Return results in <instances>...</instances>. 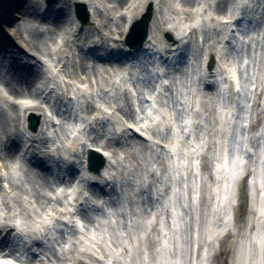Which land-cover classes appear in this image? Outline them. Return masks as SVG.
<instances>
[{
    "label": "bare ground",
    "instance_id": "1",
    "mask_svg": "<svg viewBox=\"0 0 264 264\" xmlns=\"http://www.w3.org/2000/svg\"><path fill=\"white\" fill-rule=\"evenodd\" d=\"M87 1L61 0V2H63L61 3V7H58V4H55L58 7V10L54 16L53 13L48 16L49 13L46 12L49 10H47L44 12L45 15L47 14V17L42 19L38 11H36L43 6L41 0H0V87L4 89L5 93L3 94L2 90H0V104L3 103L4 105H9L14 112V119H11V116L5 111V115L0 116V122L2 124L0 157L4 156L6 162L5 166L0 168V175H7L6 180L0 176V183L4 181L3 184L6 188V190L3 189L2 185L0 187V194L4 201L2 204L3 209L1 210V215L4 214V216H0V264H14V260L17 264H44V260L37 262L38 260H36V257L32 259L27 258L31 254L27 255L25 258L26 261L24 262L19 260L20 257L16 256L15 251H9V247L12 246L9 243V239L14 238V234L16 233L15 230L23 236L24 242H22V251L24 254L28 253L29 250L26 246H31L32 249L39 251L40 255L45 259H61L62 264H104L97 261V259L101 258L100 252H105L107 254L108 260L106 261L111 264L116 255L115 251L111 250L109 246L113 245L114 242H117L118 247H121L119 240L122 236L118 235L117 232L126 233V237L123 238V240L129 241L130 244H128V252L123 248L124 254L119 256L114 264H142V257L144 255L149 259L148 263L145 264H153V261L150 260L148 254L150 249L155 247V244L156 247L161 250L157 258L163 257L164 261L162 264H181L180 261L182 258L184 262H187L186 264H191L189 259H191L194 264H201V261L197 262L198 259H200V254L203 259V264H223V262H226L224 258L226 259L227 256L222 258L217 257L222 249V252H226L229 257L227 264H264V207L262 205V202L264 203V186L259 183V178L255 176L257 173L254 174L253 180L250 183L249 198L245 191L242 190V186H240V203L237 207H233L239 189L233 186L231 183L233 180L230 181V179L233 178V173L230 174V179L225 178L226 171L229 173L230 167L227 146H224L225 149L223 151L219 150L217 152L215 150V144L218 142V140H216L218 129L216 128V125L213 126L209 121V118L206 115L207 111L203 113L201 110L200 113L196 114V119L199 121L191 125L189 123L188 126L185 127L188 128L189 133L192 131L193 135L199 136L202 134L203 138L206 139V146L200 141H192L193 144L183 142L186 150V154L184 155L180 153L182 146L180 139L183 137L179 134H175L171 141L169 137H164L161 132L164 129L162 122L161 124H157L152 118L149 120L145 118L144 120L137 121L130 112L124 114L125 106H120V108H123L119 109V111L125 116L124 118L126 121L125 124L119 126H117L118 123L116 121L110 119L105 120V118L111 116L110 112L106 113L107 115L105 118L102 117L104 113L99 110L95 112L97 113L96 115L95 113L88 114L89 112H87L88 121L86 120V122H84L86 127H88L89 130H92L93 124L100 127V125L109 122L106 127H110L108 136L110 135L111 139L110 142L107 141L106 135L105 137H102L99 142H95L96 140H87V137L82 136V133H79L80 137L73 140V149H76V151L73 152L75 154L80 153L78 161H75V168L78 169L80 175L77 177H74L73 175L71 180L62 184H57L59 187H57L56 190H62L64 187L66 188L64 190L66 195L62 197V194H60V197L54 199L47 196L42 189L37 188L34 184L30 185L29 183H32L30 180H27L24 184L18 183L21 176L19 172H21L22 169L20 168L18 172V170L16 171L13 168L14 165H17L18 163H27L28 165L25 164V166L30 168V174L39 173L45 177L50 176L49 178H52V175L59 176L68 171L67 165L63 166L62 171H60L59 163L53 164L48 161L50 155L47 150L45 131L49 129L50 122L54 119V114L51 110V105L49 107L47 105V108H44V110L41 105L46 102V99L44 100L42 98V94L47 89V83L45 82L47 78L44 76L43 70H45L46 65H49L47 63L45 64L44 59L50 54L48 53L49 49L45 43V32H40V29L38 28L36 33L34 31L33 22L37 21L40 25L49 26L44 30H47V35H50L51 37L55 35L56 37L68 35L70 33V26L77 28L80 25L79 22L76 24L73 17L70 16L72 12L71 8L76 4H83L86 6V9H88L90 17L88 24L89 27H95L98 30H102L103 27H107L108 25H115L117 27L114 30L109 29L107 34V36H109V41L115 43V46L117 47H115L114 44H110L111 46L108 44L104 50L105 52L108 50H114L113 52H109L113 55L119 50L118 54L123 55L127 49L124 44V37L126 36L128 27L133 22L141 19L144 14L143 9L145 5L149 4L150 6V4L152 5L156 0ZM168 1L165 0V3ZM243 1L244 0H178V3L176 4L172 1L170 11L178 17L179 21L175 20L172 22L171 27H174L173 29L182 37H184L185 33L180 32H183L184 25L187 27L185 29L186 32L189 29L188 27H192L190 25L188 26L187 23L193 19L198 21L199 17L206 15V13L211 16L209 21L211 29L205 36V42L207 43L206 59H203L202 67L197 68V70H200V75H205L207 73L204 69L207 58H210L213 61L214 58L217 60L218 57L220 59L223 58L221 54L219 56V54L214 53V47L211 44H208L210 41L216 46V43H218L217 41L223 43L226 39H230L229 33L234 32L237 28L236 25L239 23L237 20L238 18H241V16L247 21L251 19L253 22H259L256 15H252L253 12L249 9L248 4H246V7L241 8V6L245 4ZM142 2L143 5L140 6ZM114 3L116 6L112 7ZM98 4H100V7ZM102 4H107L108 8L104 9V7L101 6ZM205 5H207V7L205 11H203L202 6ZM50 6L54 7V5ZM188 6L193 7L192 10H189ZM234 6L237 7V14L235 17H226V13L229 15L234 11ZM47 7L48 6L46 5L45 8L48 9ZM201 11H203L202 14H199ZM35 13L37 14V17ZM107 13H109L108 18H110V16L113 17L109 20H104ZM113 14H121V16L114 17ZM94 16L95 23L91 22L94 20ZM221 17L226 21L220 20ZM12 18H17L20 21L17 23H11L10 19ZM40 20L45 22H41ZM109 21H112V23ZM72 22H74V24ZM156 24L157 19L152 11L148 39L142 49L136 50L139 55L133 59H141L139 56L142 55V53L146 51V48L151 44L153 50L159 51V41L163 42L164 45L170 48L176 46L177 42L175 37H173L171 41L158 39L159 43L151 42L157 38L156 34L154 36ZM199 26L198 23V27ZM120 27H122L121 31H119ZM168 31L170 30L165 29V32L168 33ZM99 35H101L100 32ZM99 35L98 37H102ZM262 38L263 35L261 34V39ZM6 45H8V47H6ZM88 45L94 49L96 48L97 43L93 41ZM148 53H150V50H148ZM167 53H169V50L152 53L156 58L150 66L152 74L157 78L164 75L166 71L164 66L170 68L176 65L174 58L178 57L180 54L178 52L174 55L173 60L168 64L166 62L162 65L159 59L162 58V55ZM121 59L122 58H117L115 62H105L103 64H98L97 66H101L103 74H118L120 71L124 72V68L129 65V60L122 61ZM58 65H60V62ZM113 65L117 66L112 67ZM21 66H23V68L19 70ZM109 66L111 68H108ZM31 67H33V69L27 75L28 78L26 79L23 73L27 72V68L30 69ZM209 73L211 72L209 71ZM160 81L163 84L166 83V80L160 79ZM102 82L107 84L104 87L105 89H108L110 86L108 83L110 82L109 79H107V76L102 78ZM36 84H40V86L36 88ZM39 90H41V94L39 93ZM206 91L210 90H205V92ZM82 92L88 93L86 90ZM80 94L83 93L80 92ZM77 95L78 94H76V96ZM76 96L71 95V98L76 99ZM205 96L216 97L212 95V92L205 93ZM205 98L208 99V97ZM29 100L32 102H29ZM152 101L154 102L153 99ZM126 107L127 109L129 108L128 103L126 104ZM227 110V117L232 118L235 111L234 107L228 106ZM28 112H34L42 118L38 133L33 134L25 127V118ZM1 113H3V110H1ZM192 113L193 112L190 111L188 114ZM92 117L95 118L93 119ZM188 120H190L189 117ZM225 124L226 134H228L229 123L226 122ZM76 128H82V124H76L71 128L72 131L69 134L70 137L75 136L78 131ZM128 128H133V130L131 129V131H129L131 132L130 134L128 133ZM11 129H14V131L12 132ZM136 130H138V132ZM84 132L88 133L90 131L86 130ZM90 134H92V132ZM257 135L258 132L256 131L248 140H244L242 143V149H244L245 152H239L240 167H237V172H242L244 169L248 170L250 169V166L255 167V169L258 168L260 166L259 161L261 158H263L262 163L264 162V153H261L260 156L256 153L259 149L256 146L259 142ZM147 138L149 139L147 140ZM200 140L204 141L203 139ZM67 141L69 142L68 139ZM155 141H158L161 144H167L169 149L164 150V148L158 145L159 147L157 146L156 150L161 148V155L157 156L154 146L150 145L155 144ZM200 144L204 145L207 154L211 153L212 155V171L216 177V182L212 184V189L210 190L213 194V201L211 202V205L209 204L210 215H207L206 213L207 205L202 203V207H200L199 221L202 225L203 222L208 219L205 227H197L195 242H191V233L185 231L183 237L181 235L179 238L180 241L178 247H173L172 250L170 245L171 238H176L178 236L179 232L175 231V228L178 227L179 223H183V221L180 218L176 219L175 210L172 208L171 200L173 199L175 201L178 196L182 199L189 186H191V188H189L191 193H194L195 191L198 193L202 182L201 173L203 170L199 172L200 179L196 177L200 180L199 185L195 180L194 182L196 183H194V185L196 186L187 182L186 187L183 185L184 187L182 188L177 184V179L193 171L194 168L192 162L194 161V158L192 159V157H196L199 153L196 148H198ZM70 149L73 150L72 145H70ZM88 149L98 151L106 160V166L100 174H90L86 170L85 160L86 150ZM123 149L125 150L121 151ZM248 151L253 154L252 158L246 156V152ZM189 158L191 163L187 165L186 160ZM177 159L184 160L186 165L176 167L174 163H176ZM198 159L199 158H197L196 161ZM34 161L40 163L45 169H48L50 164L53 172H51L52 175L44 173L45 171L43 173L40 170L37 171L32 165V162ZM72 161L74 160L69 157L66 164H68V162L70 164ZM246 161L250 162L249 166L244 165V162ZM155 163L158 165L156 173L161 176L165 185L169 184L166 188V190H168L167 193L163 192L162 186H160L159 189H155L157 192L155 194L157 197L156 199H154L153 196L150 197L151 193L149 191V180H157L156 174L154 172L152 173L151 169L152 165ZM48 171L50 173V170ZM131 172L133 175H131ZM261 173L263 179L264 166L261 167ZM29 175L27 176V179L30 178ZM40 175H38V177ZM130 176H133L135 182L138 183L137 189L131 185L132 180L129 179ZM45 177L42 178L43 181L45 180ZM59 179L60 178H58V180ZM230 186L231 190H229ZM80 188L82 190H80ZM122 188L129 189L127 190L128 194L126 193L123 195V192L119 193L118 190H121ZM94 190H96L98 194H96ZM16 192H18L19 197L15 199L13 203L11 196ZM85 195L92 198V202L86 201ZM147 198L150 201L149 204L144 203V200ZM105 199L108 201L115 199L122 200L119 208L113 204L117 216L114 215L112 219H116L117 223H113V221L108 222L106 217L102 215L101 219L103 222L102 224L97 223L99 226L97 231L92 230V232L82 235L74 232L71 237H73L76 242H71V245L67 244L69 249L66 252L62 251L63 258H59L57 253L53 252V247L51 248L52 240L56 234L60 233V226L62 225L58 218H69V222L66 224L69 225L67 229L71 231L73 220L76 218L75 212H78L81 207H97L102 210L104 204H106V202H104ZM63 200L65 202L69 200L71 206L68 205L67 207H64L62 205ZM247 201L249 202V207L251 205L254 206H251V210L247 213L245 219H242V222L238 223L236 221V209H241L244 212ZM35 202L40 203L38 209L33 208ZM175 203L179 204V202L176 201ZM126 206L129 210V214L124 212ZM170 210L174 216L171 215ZM183 211L189 213L187 217L192 216L190 207H186ZM250 212L253 214L250 215ZM125 216H127V220L131 224L129 232H127L128 230H126V228L122 227L121 220H124ZM84 218V223L89 224L95 222L92 217L85 216ZM77 223H79L78 220ZM15 224L19 226V229H15ZM114 226H116L118 230L115 229ZM201 229L204 230L203 237L205 238L206 243L200 241L199 232L202 231ZM82 231H84V229H82ZM225 232V239L222 240V242H219V238ZM103 235H105L104 240H102L101 237ZM112 239H114V242ZM220 243L222 244V248ZM216 244L218 245V249L216 248ZM98 251L100 252L97 253ZM195 252L196 255L194 256ZM91 253L94 254V257ZM213 253H215V255L211 258ZM21 258H23L22 255ZM157 264L161 263L157 261Z\"/></svg>",
    "mask_w": 264,
    "mask_h": 264
},
{
    "label": "rangeland",
    "instance_id": "2",
    "mask_svg": "<svg viewBox=\"0 0 264 264\" xmlns=\"http://www.w3.org/2000/svg\"><path fill=\"white\" fill-rule=\"evenodd\" d=\"M43 6L41 8H38L36 11H38L40 17L46 13H49L48 16L55 15V13L58 10V7H61V0H55L51 5L49 6L48 2L50 0H41ZM52 1V0H51ZM87 1V0H85ZM168 1V0H166ZM174 1V4L178 3V0H169L167 3H165V0H156L155 3L152 4V11L156 16L157 24L155 27V33L157 38L152 40V43H159L158 50L161 51L162 46L164 45L163 42L159 41L158 39L162 40H168V37H175L176 39V48L178 51H182L184 53L183 59L180 61L181 63L177 64L176 69H172V72L168 79V88H162L155 79L152 78V71L151 67H148L149 59L151 57H146V59H143L140 61V63H137V66L135 68L129 69L126 74H103V70L101 66H97L99 63L96 60H92L88 58L87 54L83 52L84 45H87L88 43H91L95 41L97 43V47L102 49L105 48L106 45L114 44L113 42H110L107 34L109 29H115L117 28L115 25H108L107 27H103L102 30H98L95 27H89V21L86 26L84 27H69L70 33L65 36H50L47 35L48 31L44 30L46 29L47 25H40L39 22L34 21V31L37 33L38 28L39 31L45 32L46 34V46L48 47L49 51L48 53L50 55H47V57L44 59L46 65L44 76L47 78L45 81L49 84V89L47 90V93L43 95V97L46 98V102H44L43 105H41L42 109L47 108V105L49 107V103L52 102L51 110L54 114V119L50 122V127L48 130L45 131L46 133V142H47V150L49 152L50 157L48 158V161L51 163H59V165H63L61 163V160L65 159L67 161L69 157L73 159L74 161H78L80 153L75 154L73 151H76V149L71 150L70 145L71 142L67 141V138L72 131V127L74 126L75 120L78 119V116L76 115V111L72 110L73 108H76L78 103L74 101H69L71 99V95L76 96L75 98L79 99V97H82L81 102L84 101L86 103L82 104L84 105V108L80 110V113L84 111L83 115L86 114H93L97 110L104 112H110L112 115L108 118L106 117V114L102 115L105 120H112L116 121L118 124L117 126L121 124H125L126 119L124 118L123 114L119 111L120 106H125L124 108V114L131 113L132 116L137 120H144L145 117L143 115V108L137 109L142 107L145 103L143 101V95L145 94L149 96L155 87L160 88L162 92L164 93V96L161 98L155 100L156 104L160 111L164 110L165 117L171 116V122L168 120L165 121L164 118L160 115V112H157L156 115L161 117V121L164 122V129L161 131L163 136L169 137L170 141L174 137L175 134L178 135V133H181L180 135L183 137L180 139V142L182 144L180 153L182 155L186 154L184 143L190 142L193 138H195L197 141H199L198 136L193 135L192 131L191 133L185 132L183 130V121L188 122L187 118L189 117L192 123H196L199 120L196 119L197 115L192 113L188 114L189 108L186 105H190V108L194 106V102L197 96H199V103L201 101L199 88H201L200 84V70H197V68L202 67V60L205 58L206 55V42H205V36L210 31V15H203L199 17L198 21H195L193 19L190 21L188 26L189 29L185 32V29L187 28L184 25L183 32L185 33L184 37L178 34L172 26V22L179 21L178 17H176L173 13H171V3ZM88 2V1H87ZM55 4H58L57 6ZM247 4L249 6V9L253 12L252 15H256L257 19L259 20L258 23L253 22L250 20V22L246 23V21H242L240 25L236 26L237 28L234 30V32L229 33L230 39H226L223 43H220V41H217L216 46L210 41L208 44H211L214 47V53L220 54L223 56L222 59L218 57V60L214 58V66L213 70L216 71L217 75H214L217 86L219 87V84L221 86V91L225 93V95L222 96L220 99L215 98H208L205 101L201 102L202 112H206V115L209 118V121L212 123L213 126L216 125V128L219 126L218 130V138L221 140L220 147H218V150L220 151L224 148L226 145L225 142H227L229 151L234 148L236 144H234V140L239 139L243 134V122L244 118L243 115L247 111V107L250 106L249 113L247 114L248 118H253V113L256 114L257 119H259V114H262L264 116V0H247ZM46 5L48 6L46 9ZM100 7V4H98ZM143 5V2L140 6ZM151 5V4H150ZM102 7L104 9L108 8L107 4H102ZM116 6L114 3L112 5ZM149 4L145 5L144 7V13L146 12ZM207 5L202 6L203 11H205ZM216 7V6H215ZM193 7L188 6L189 10H192ZM46 9V10H45ZM73 8H71V11L73 13ZM103 9V8H102ZM103 9V10H104ZM93 10V8H92ZM35 11V12H36ZM88 11V9H87ZM194 11V10H193ZM200 14H202V12ZM110 13V12H109ZM106 14L104 20H109L113 16H110L108 18V14ZM1 14V12H0ZM36 17L37 14L35 13ZM47 15V14H46ZM114 17H120L121 14H113ZM72 17L76 23V17L74 14H72ZM252 18V17H251ZM92 19V18H91ZM119 19V18H118ZM90 20V17H89ZM19 19H10L11 23H17L19 22ZM41 21V20H40ZM45 22V21H41ZM91 22L95 23V16L94 20ZM112 23V21H109ZM199 22L198 25H195ZM74 24V22H72ZM77 24V23H76ZM124 24V23H122ZM133 24V23H132ZM131 24V25H132ZM183 24V22H182ZM74 26V25H73ZM122 26V25H121ZM206 26V27H205ZM165 29L170 30L165 32ZM122 30V27L119 28V31ZM47 31V32H46ZM68 32V31H67ZM99 32L101 35H99ZM261 34L263 35V38L261 39ZM102 36V37H98ZM125 39V38H124ZM72 40V41H71ZM220 40V38H219ZM159 41V42H158ZM183 45H186V47L180 49ZM111 46V45H110ZM225 46V47H224ZM8 47V45H6ZM117 47V46H115ZM152 47V44H151ZM154 51V52H159ZM152 50H150L149 55L152 56ZM97 54H100L98 52ZM8 60V59H7ZM60 62V65L58 63ZM208 62V60H207ZM211 62V60H210ZM44 64V65H45ZM117 65H113L112 67H115ZM22 67H20L21 70ZM108 68H111L110 66ZM27 72L30 70H28ZM27 72L23 73L25 75L26 79ZM113 72V71H110ZM107 76V79H109L108 84H110L108 89H105L106 83L102 82V78H105ZM232 77H235L237 79V86L235 87V90L233 92L229 91V88L231 87L230 81ZM224 81L227 83L224 84ZM38 85V84H36ZM114 87H113V86ZM39 86V85H38ZM35 86V87H38ZM219 88H217L218 90ZM0 90H2V93H4V89L0 87ZM86 90V92H82ZM83 93V94H80ZM84 93H86V97L84 96ZM84 96V98H83ZM20 99V98H19ZM72 100V99H71ZM19 101V100H18ZM29 102H32L29 100ZM75 102V104H72ZM128 103V109L126 107V104ZM97 104V105H96ZM135 105V108H134ZM233 106L235 111L233 114L232 119L229 118V132L225 138V142L223 143L224 138V128L222 132L220 133V126L224 125L225 123H222L219 117V113L228 114L227 107ZM130 109V111H129ZM1 110H3V113H1ZM4 111L11 116V119H14V112L11 109L9 105H4L3 103L0 104V116L5 115ZM75 111V114L72 112ZM87 112H89L87 114ZM97 113H95L96 115ZM88 117V116H87ZM225 121V119H224ZM109 122H107L106 125H102L100 127H95V131L90 133H85L87 138L89 140H96L95 142H99L102 137H105L107 134V141L110 142V135L108 136V131L110 127H106ZM16 125V123H15ZM166 125V126H165ZM197 126V125H196ZM174 127V128H172ZM191 130V129H190ZM13 132L14 129H11ZM182 131V132H181ZM2 124L0 122V136L2 135ZM259 136H263L262 134H259ZM168 139V138H167ZM169 142V141H167ZM184 142V143H183ZM260 143V144H259ZM257 143V147H259V151L261 153L264 152V139H261ZM162 148L168 150L167 144H161ZM155 151L157 156H160V150L161 148H158ZM255 146V147H256ZM217 148V146L215 145ZM125 149L121 150L124 151ZM258 151V153H259ZM204 153V151H200L196 157L194 158V167L199 163L200 166H202V162L199 160L196 161L197 158L202 157L199 154ZM234 153H231L229 155V158L233 156ZM67 156V157H66ZM6 157V156H5ZM180 159H177L176 162L178 164V161ZM187 165L190 162V158L186 160ZM6 162L4 160V156L0 157V168L5 166ZM176 164V166H177ZM181 165H186L184 160H181ZM71 166H74L73 163H71ZM205 166V163H204ZM18 170L21 168L22 171L20 173V181L19 184H24V182H27V180H30L37 188L42 189L44 193L56 199V197H60V194L57 192V184L58 181L55 178H49L40 175L39 173H33L30 174V168L25 166L24 164L18 163L17 167ZM158 168L157 163L153 164L151 169L152 173L154 172L156 174V181L150 179V197L153 195L156 197V191L155 189H159L160 186H162V190L164 193H167L168 190H166L168 185H165L164 180L162 181L161 176L156 173V169ZM30 174V175H29ZM29 175V179H27V176ZM38 175H40L38 177ZM131 175L133 173L131 172ZM1 176V175H0ZM36 176V177H35ZM259 176V175H258ZM3 179H7V175L1 176ZM45 177V180L43 181L42 178ZM189 177L191 183L193 186L195 180L197 183H200V180H198L195 176H190V173L185 175V179L188 182ZM129 179L132 180L131 185L137 186L138 184L135 183V179L133 176H130ZM42 180V181H41ZM4 181L0 183V187L2 185L3 189L6 190L4 184ZM191 186L188 187V194L191 192L190 189ZM4 190V191H5ZM209 190V187H208ZM124 189H122V192ZM8 193V192H7ZM12 202L19 197L18 192L13 194L12 196ZM63 197V196H62ZM204 198L207 203H209V195H207L204 192ZM59 199V198H58ZM87 199V198H86ZM89 199V198H88ZM180 197L178 196L176 198L177 201H179ZM61 200V198H60ZM91 200V199H90ZM4 201L2 199V196L0 194V214L1 210L3 209ZM14 203V202H13ZM66 202L63 200L62 205H64ZM145 204H149V200ZM117 208L120 207V205L117 203L114 204ZM38 206H40L39 202H35L33 205L34 209H38ZM40 209V208H39ZM94 210H98L96 208L93 209V207H81L79 209L77 217L81 219V227L79 228V225L75 222V227L72 228V233L74 232H80V234L90 233L92 230H96L99 228L97 223L102 224L101 216L104 215L106 217V220L108 222H116V219H112L115 213V208L113 207V204L109 203V201L104 205L103 209L100 212H95ZM198 209L196 207H192V214L194 216V213L197 212ZM253 214V213H251ZM250 214V215H251ZM4 215V214H2ZM85 216H89L93 218V223H84L85 222ZM117 216V215H116ZM119 218V217H117ZM59 221H66L68 223V219L58 218ZM75 221V220H73ZM122 227L129 229L128 225L129 222L127 220V216H125L124 220H121ZM194 227H205V221L201 225L198 220L193 219L191 226ZM77 226V228H76ZM60 233L62 231V235L60 233L56 234L52 240L51 248L54 253H57L59 258H63L62 254L66 252L69 249V246L67 244L71 245V242H76L73 237L71 236L70 230H66V228L61 225L60 226ZM180 229L184 231V223L179 224ZM115 229L116 226H114ZM84 229V231H82ZM188 229V228H186ZM64 230V231H63ZM200 231V238L201 240H204L203 237V229ZM129 232V230L127 231ZM118 235L122 236V238L119 240L121 247H118L117 242H114V239L112 241L114 242L113 245H110L109 248L111 250L115 251V259L112 261L111 264H114L117 261V258L124 254L123 248L125 251L128 252V247L130 244L129 241L123 240V238L126 237V233H119ZM102 240H104L105 235L101 236ZM118 238V237H117ZM175 239V237H174ZM175 240H178V236ZM14 241V240H13ZM18 241V239H17ZM16 241H14L15 243ZM60 246V247H59ZM117 247V248H116ZM156 248V247H154ZM153 247L150 249L148 256L150 257V260L153 261V264H157V258L158 253L154 251ZM15 250V254L17 257L21 258L22 252L19 249H16L15 247H10L9 251ZM120 250V251H119ZM19 251V252H18ZM153 251V253H152ZM98 251L97 253H99ZM152 253V254H151ZM102 256H104V260L99 261L100 263L103 262L104 264H109L107 254L105 252H100ZM91 255L94 257V254L91 253ZM183 255V254H182ZM200 256V255H199ZM27 257V256H26ZM41 258H44L42 255H40ZM173 257V255H172ZM175 257V255H174ZM177 257V255H176ZM29 259H32L31 256L27 257ZM197 262H202L203 259L201 256L199 257ZM142 264L148 263L149 259H147L146 255L142 257ZM45 264H62L61 259H46L44 260ZM181 264H186L187 262L183 261V258L181 259ZM189 262L191 264H194L191 259H189ZM220 264V263H219Z\"/></svg>",
    "mask_w": 264,
    "mask_h": 264
},
{
    "label": "water",
    "instance_id": "3",
    "mask_svg": "<svg viewBox=\"0 0 264 264\" xmlns=\"http://www.w3.org/2000/svg\"><path fill=\"white\" fill-rule=\"evenodd\" d=\"M55 0H50L48 4H52ZM76 16L81 24V26L87 25L89 21L88 11L86 6L83 4H78L76 6ZM152 7H148L147 11L143 14L141 19L135 21L128 30V33L125 38V44L132 49L140 48L148 39L149 35V25L151 21ZM169 40L170 37H169ZM212 62L209 68H212ZM41 126V118L39 115L34 113H29L27 118V129L32 133H37ZM87 155V166L88 169L98 174L106 166L105 158L97 151L93 149H88L86 151ZM225 264H227L225 262Z\"/></svg>",
    "mask_w": 264,
    "mask_h": 264
}]
</instances>
